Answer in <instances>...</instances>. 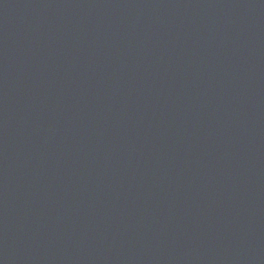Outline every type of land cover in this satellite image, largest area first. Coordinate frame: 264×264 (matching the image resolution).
Instances as JSON below:
<instances>
[{
    "label": "water",
    "instance_id": "95a60500",
    "mask_svg": "<svg viewBox=\"0 0 264 264\" xmlns=\"http://www.w3.org/2000/svg\"><path fill=\"white\" fill-rule=\"evenodd\" d=\"M0 264H264V0H0Z\"/></svg>",
    "mask_w": 264,
    "mask_h": 264
}]
</instances>
